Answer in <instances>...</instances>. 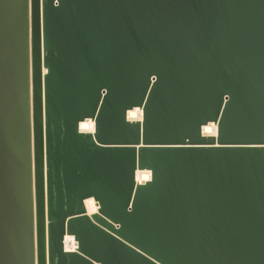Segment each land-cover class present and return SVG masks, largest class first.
<instances>
[{
  "label": "water",
  "instance_id": "95a60500",
  "mask_svg": "<svg viewBox=\"0 0 264 264\" xmlns=\"http://www.w3.org/2000/svg\"><path fill=\"white\" fill-rule=\"evenodd\" d=\"M0 264H264V0H0Z\"/></svg>",
  "mask_w": 264,
  "mask_h": 264
},
{
  "label": "bare ground",
  "instance_id": "6f19581e",
  "mask_svg": "<svg viewBox=\"0 0 264 264\" xmlns=\"http://www.w3.org/2000/svg\"><path fill=\"white\" fill-rule=\"evenodd\" d=\"M129 118L133 120H139L142 118V110L140 108H134L128 112ZM80 127L82 131H93L94 130V122L92 120H85L80 123ZM204 132L207 134H215L216 127L213 123H210L204 126ZM138 177H142L145 180L151 179V171L150 170H139L137 171ZM87 209L89 213H94L97 211V204L94 198H88L85 201ZM72 239V237H69ZM68 238V239H69Z\"/></svg>",
  "mask_w": 264,
  "mask_h": 264
},
{
  "label": "built area",
  "instance_id": "2783aa9c",
  "mask_svg": "<svg viewBox=\"0 0 264 264\" xmlns=\"http://www.w3.org/2000/svg\"><path fill=\"white\" fill-rule=\"evenodd\" d=\"M128 118H129V115H128ZM131 120H133V119H131ZM136 178H137V181L140 182V183L147 181V180L143 179L142 177L141 178L138 177V175H137ZM69 237H72V239H70ZM65 248L67 250H75L77 248V244H76L74 236H66V238H65Z\"/></svg>",
  "mask_w": 264,
  "mask_h": 264
}]
</instances>
